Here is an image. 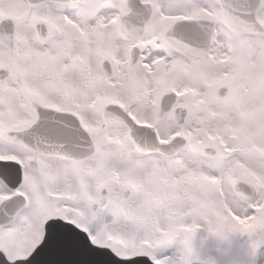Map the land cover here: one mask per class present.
<instances>
[{
    "label": "snow or ice",
    "instance_id": "snow-or-ice-1",
    "mask_svg": "<svg viewBox=\"0 0 264 264\" xmlns=\"http://www.w3.org/2000/svg\"><path fill=\"white\" fill-rule=\"evenodd\" d=\"M0 264H264V0H0Z\"/></svg>",
    "mask_w": 264,
    "mask_h": 264
}]
</instances>
